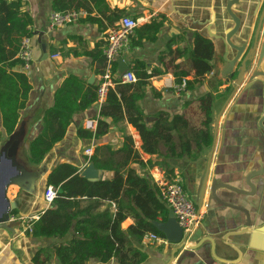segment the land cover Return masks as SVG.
<instances>
[{
  "label": "crops",
  "instance_id": "0c3cea01",
  "mask_svg": "<svg viewBox=\"0 0 264 264\" xmlns=\"http://www.w3.org/2000/svg\"><path fill=\"white\" fill-rule=\"evenodd\" d=\"M22 1L23 9L33 18L34 33L44 34L42 40L47 45L48 59L38 65L40 48L37 36L33 33L34 63L26 71L23 67L18 68L28 75L32 90L27 106L20 114L15 133L11 137L5 135L3 138L6 146L16 136L18 137L9 153L15 157L17 165L25 175L22 181L8 189L7 195L12 210L10 219H18L11 220L7 230L0 229V264H34L33 259L39 251L51 250L55 245L65 243L72 237L71 232L69 238L63 240L34 238L24 232L25 225L20 218L40 216L49 208L44 193L47 176L55 167L68 163L77 167L82 173L89 165V159L85 156L86 149L92 148L93 155L100 151L98 160L100 163H105L112 152L124 147L126 137L133 140L135 149L143 161V166L134 163L130 165L138 177L148 179L151 186L158 188L153 177L160 175L171 180L179 176L186 192L199 209L197 195L211 147L204 150L197 160L188 157L167 159L164 150L161 155L151 156L142 151L140 134L126 120L112 124L111 120L107 119V123L110 124L109 131L98 140L80 138L78 132L86 130L85 123L99 119L102 107L99 103L74 116L64 140L53 148L41 165L33 166L30 163L27 152L29 142L39 134L43 115L53 106L58 87L69 76H75L87 85H90L89 80L95 77L92 85H99L100 77L95 72L97 64L88 53L94 51L97 46H100L102 52L107 31L124 16L139 20L138 28L150 24L153 20L163 22V27L155 41L144 40L140 47L131 46L129 52L122 56L127 65L136 61L145 63L148 71L156 68L163 70L164 66L159 63V58L170 44L173 51L184 50L192 47L195 34L211 39L214 46L215 68L206 76L203 84L196 86L192 92L187 91L179 95L174 90V78L169 71L149 81V86L146 88L147 96L140 105L147 120L161 111L170 115L186 113L191 126L199 127L203 117L198 100L206 94L215 96L212 108V137L215 129L217 136L208 184L213 177H216L225 184L249 191L245 178L264 167V132L259 127V121L264 117V97L263 88L260 91L247 89L246 82L233 92L230 87L232 85L220 82L222 79L219 73L224 69L223 57L227 55L225 54L227 47L223 39L234 27L226 9L229 0H88L92 17L101 18V26L81 19L77 23L57 29L49 28V18L53 13L52 0ZM232 10L241 20L240 30L233 38V43L241 45L246 37L252 40L259 18L264 14V0H241L232 7ZM263 41L264 21L255 54L254 68ZM49 48L53 49V54H58L60 57L56 60L51 59ZM233 55L234 51L230 50L228 57L232 58ZM168 61L169 58L166 62ZM179 62L181 61L178 60L177 63ZM261 70L264 71V61ZM188 79L192 80V76ZM219 82L223 83L221 87H218ZM152 90L161 93V99L154 98ZM215 120H218L217 126L214 124ZM166 166L172 171L170 174L166 173ZM95 169L99 171L100 180H111L114 176L110 170L96 167ZM252 184L256 188V194L252 197L225 190L219 193L223 201L244 207L251 217L253 232L241 237H232V242L241 251L240 257L236 253L225 256L221 248H216L218 257L233 261V264H264V175L253 178ZM208 195L207 192L203 206L199 209L202 215L201 223L194 226V236L180 250L177 246L168 243L164 236H159L160 241H153L146 240V234L141 242H136L129 234V229L135 226L136 220L134 216L129 215V212L123 211L126 220L122 224V230L129 240L125 242L126 248H133L145 254L147 259L143 264H221L213 258L210 243H204L196 250L192 249L202 237L200 228L205 226L207 237H211L219 246L228 233L244 225L245 216L216 203H211L208 207ZM83 205H85L84 201ZM106 209H109L112 215L117 211L113 203L101 201L97 212ZM51 264L59 263L55 257H52ZM87 264L103 263L91 260ZM106 264H118V261L113 259Z\"/></svg>",
  "mask_w": 264,
  "mask_h": 264
},
{
  "label": "trees",
  "instance_id": "16d2710c",
  "mask_svg": "<svg viewBox=\"0 0 264 264\" xmlns=\"http://www.w3.org/2000/svg\"><path fill=\"white\" fill-rule=\"evenodd\" d=\"M52 9L53 12L84 9L89 13L87 21L102 25L101 18L92 17L88 0H52ZM33 26V18L23 9L22 0H0V150L5 146L4 136L11 137L15 133L32 90L28 75L18 69L23 67L18 54L22 40L33 38ZM162 27V21L153 20L138 28L131 46L140 47L144 40L155 41ZM49 53L53 54L52 48H49ZM88 55L97 64L96 75L102 76L105 61L100 46ZM178 60L181 62L177 63ZM213 61V43L201 34H195L191 48L173 51L171 44L167 47L159 58L163 70L156 68L148 71L146 64L140 61L129 64V71L137 82L124 85L115 80V88L109 90L101 107L96 131L79 130V137L98 140L109 131L107 119L112 124L126 120L140 134L144 153L155 156L161 155L164 150L167 159H199L200 154L212 146L215 96L206 94L198 100L203 117L199 127L191 126L186 113L170 115L161 111L153 115V120L149 122L140 102L147 96L149 81L169 71L175 85H181L186 79V91H194L214 71ZM112 71L117 73V64ZM191 76L192 80H189ZM97 90L98 85H87L75 76L62 81L54 95L53 106L43 115L39 134L29 142L27 152L31 165H41L53 148L64 140L74 116L97 103ZM152 94L156 99L162 97L155 90ZM99 152L88 163L112 171L114 176L111 180L88 181L81 177L77 167L68 163L58 165L48 174L46 188L53 187L57 196L53 204L32 223L31 233L28 234L34 238L63 240L69 238L72 232V237L51 250L39 251L33 259L34 264H51L52 257L59 264H87L91 260L106 264L113 259H117L118 264H143L147 259L145 254L126 248L125 242L129 240L122 230L126 220L123 211L129 212L136 220L135 226L129 229L136 242H141L148 233L163 236L152 222L167 221L168 211L160 199L159 189L151 186L148 179L138 177L130 168L133 163L143 166L133 140L126 137L124 147L112 152L105 163L99 162ZM166 171L167 174L172 172L168 166ZM101 201L113 203L117 209L115 215L109 209L97 212Z\"/></svg>",
  "mask_w": 264,
  "mask_h": 264
},
{
  "label": "water",
  "instance_id": "95a60500",
  "mask_svg": "<svg viewBox=\"0 0 264 264\" xmlns=\"http://www.w3.org/2000/svg\"><path fill=\"white\" fill-rule=\"evenodd\" d=\"M240 1L241 0L227 1L226 9L228 15L233 20L234 27L225 35V38L223 39L227 47L225 52V54L227 55L223 57L224 69L219 73L220 79H222L225 82L232 81L231 83L232 92L237 90L239 87H241L244 84V82H246V84L248 85L247 89H254L260 91L261 88H263L262 93L264 97V71L261 70V65L264 61V41L261 45V50L254 68L255 54L259 44L261 27L264 21V14H262L261 17L259 18L258 26L252 40H249L246 37L241 45H235L233 43V38L237 35V33L240 30L241 20L235 15V13L232 10V7ZM34 35L37 36V42L40 48V55L37 59V63L38 65H40L41 63L45 62L48 59V50L45 41L42 40L44 34L34 33ZM230 50L234 51V55L232 58L228 57ZM117 65H118V72L120 75H123L124 73H127L129 71V66L126 64L125 60L122 57L117 59ZM247 76L248 78L246 79ZM94 80L95 77H92L89 80V84L92 85ZM148 120L151 121L153 119H148ZM214 124L215 126H217L218 120H215ZM263 124H264V117H262L259 121V127L264 132ZM216 136H217V130L215 129L213 136V143L207 155L208 161L206 164L204 174L201 178L199 191L197 195L198 207L199 209H201V207L203 206L205 195L208 192L209 194L208 202H207L208 207L211 205V203H216L223 207H227L234 211H238L245 216V222L241 228L228 233L224 238L222 237L223 238L222 245L219 246L216 245L215 241L211 237H207L204 229L205 226L201 227L200 231L202 237L199 239V241H197V244L194 245L192 249L196 250L204 243L208 242L211 245V254L217 262L221 264H233V261H228V259H221L220 257H218L216 255V248L219 249L221 248V250L225 252V256L230 255V253H236L240 257L241 251L232 242V237L234 236L241 237L244 234L247 233L250 234L253 232L251 226V217L247 209H245L244 207H237L235 205L223 201L220 198L219 193L220 191L225 190L231 193L244 195L248 197L254 196L256 194V188L254 184H252V179L263 176L264 167L259 171H256L255 173L249 174L245 178V183L249 187V191L238 189L237 187L225 184L216 177H213L211 179V183L208 184L210 179V164H211L213 149L215 146ZM16 140H18L17 136L10 144L3 147L0 153V229H5V230L9 228L8 225L11 221L10 216L12 212L11 204L7 195L8 189L10 186L18 184L20 181H22L25 175L21 170V168L17 165L15 157L11 156L9 153V150L13 142ZM81 177L88 181L100 180L99 171L95 169L93 163H90L82 171ZM165 208L169 213L168 220L164 223L153 221L152 225L159 233H161L166 238L168 243L177 246L178 249L180 250L184 247L187 241L194 236L195 234V231L193 230L194 227H192L189 230V232L186 233L177 222L170 207L165 205ZM199 209L198 212H200Z\"/></svg>",
  "mask_w": 264,
  "mask_h": 264
},
{
  "label": "built area",
  "instance_id": "2783aa9c",
  "mask_svg": "<svg viewBox=\"0 0 264 264\" xmlns=\"http://www.w3.org/2000/svg\"><path fill=\"white\" fill-rule=\"evenodd\" d=\"M88 11L84 9H72L64 12H53L49 18V28L57 29L67 25L77 23L81 19L88 17ZM139 27V20L129 16L121 17L106 33L105 43L102 48V55L105 61L104 74L100 76V83L97 90V103L102 106L106 102L109 90L116 85L115 80L121 84H133L137 82L136 77L130 71L120 75L117 71L113 73L114 64H117V59L127 54L131 47V40L134 37L136 30ZM60 57L58 54H52L51 59L56 60ZM18 58L23 63L24 70H28L35 60V51L33 39L25 37L20 46ZM186 79L181 85H175L174 90L181 95L186 93ZM97 121H87L85 129L90 132H95ZM85 156L90 159L93 156V149H86ZM159 188V195L162 202L172 210L177 222L187 233L189 230L199 225L202 221V215L198 212L195 202L183 187V183L179 176H175L171 180L165 179L160 175L153 177ZM57 196V190L53 187H47L44 193V199L48 207H50ZM39 216L21 217V222L25 225V233H31L32 223L38 220ZM18 218H12L16 220ZM146 240L160 241V237L156 234H147ZM218 264V263H214Z\"/></svg>",
  "mask_w": 264,
  "mask_h": 264
},
{
  "label": "flooded vegetation",
  "instance_id": "af4514ba",
  "mask_svg": "<svg viewBox=\"0 0 264 264\" xmlns=\"http://www.w3.org/2000/svg\"><path fill=\"white\" fill-rule=\"evenodd\" d=\"M223 80H221L220 82H222ZM219 82V83H220ZM224 83H226L227 85L229 84V85H231V83H232V81H229V82H225V81H223ZM223 85V83H220V85L218 86V87H221ZM230 87H232V86H230Z\"/></svg>",
  "mask_w": 264,
  "mask_h": 264
}]
</instances>
